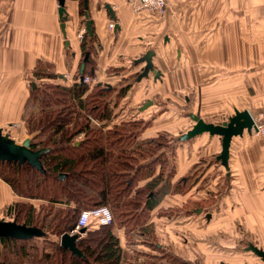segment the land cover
I'll use <instances>...</instances> for the list:
<instances>
[{"label":"crops","instance_id":"0c3cea01","mask_svg":"<svg viewBox=\"0 0 264 264\" xmlns=\"http://www.w3.org/2000/svg\"><path fill=\"white\" fill-rule=\"evenodd\" d=\"M165 2L167 7L161 14L150 16L145 11L135 14L132 5L122 0H64L65 16L60 18L57 0H0V135H7L15 145L19 144L5 131V127L22 121L21 113L29 98L28 89L35 80L57 85L68 81L63 84L66 86L74 83V73L82 53L77 32L84 30L86 20L91 21V33L96 36L95 46L98 48L92 57L96 66L93 71L96 85L104 81L116 86L125 78L126 84L121 83L117 88L124 87L130 93L144 83L145 88L155 93L167 92L166 98L175 100L172 94L186 92L185 86H192L188 80L187 83L181 82L182 76H198L201 71L212 74V70L216 71L218 67L228 70L235 65L237 71L234 75L241 78L244 91L242 105L239 108L233 105L232 112L247 110L253 119L264 115V0ZM79 4L85 18L79 16ZM110 23L114 24L112 29L108 27ZM147 52H150L152 64L143 75L141 71ZM246 62L249 63L247 67L244 66ZM45 66L50 68L45 69ZM112 69L116 71L110 72ZM36 70L39 77L52 71L57 78L37 80ZM147 100L151 101L146 99L145 103ZM184 100L189 102L186 97ZM157 102L160 103L159 99ZM137 107L139 111L140 106ZM150 112L148 110L144 114ZM199 112L192 113L211 123ZM167 114L172 115L174 121L178 120H175L176 112L163 111L141 137L166 132L175 143L172 185L177 178L185 176L191 166L199 163L200 157L207 154L217 156L221 141L219 136L203 133L198 137L195 135L188 143L180 142L176 137L181 134L169 133ZM139 115L143 117L141 113ZM227 119L219 118L212 124ZM255 139L246 131L240 137L233 136L227 164L229 169L231 164L234 165L233 169L238 173L236 187L241 194L242 205H246V209L237 208V219L252 220V229L263 235L264 226L255 215L247 216L251 209L258 214L260 221L264 219V153L255 148L259 141ZM194 191L164 196L151 212L186 203ZM20 200L0 178V219L8 221L12 204ZM162 220L163 217L158 218V215L155 218L157 223ZM119 235L122 232L119 231ZM137 241L132 243L130 252L145 255L142 250L146 248ZM159 246L161 251L165 250L161 244ZM252 262L257 264V259H252Z\"/></svg>","mask_w":264,"mask_h":264},{"label":"trees","instance_id":"16d2710c","mask_svg":"<svg viewBox=\"0 0 264 264\" xmlns=\"http://www.w3.org/2000/svg\"><path fill=\"white\" fill-rule=\"evenodd\" d=\"M95 39L94 33L86 32L80 40L82 53L74 75H79L84 63L81 75L95 76ZM37 77L57 78L52 71ZM28 92L25 110L33 103L40 107L35 116L31 113L33 107L24 118L30 135L28 147L31 152H40L38 163L31 164L25 158L20 162L0 161V178L21 198L12 204L10 219L38 234L23 240L9 237L0 241V264H144L145 260H139L144 255L130 249L137 241L133 236L145 237L143 226L164 194L156 195L155 185L162 181V163L167 160L163 149L172 141L169 134L142 138L152 118H122L119 123L107 125L113 120L111 110L127 92L124 87L107 83L88 87L76 79L70 86L34 84ZM89 117L101 126L94 125ZM80 133L84 137L75 140ZM41 136L42 140L35 142ZM193 167L172 185L169 182L170 195L186 194L191 189L187 181L193 176ZM98 208L108 209L111 219L101 224L93 218L86 224L85 235L75 241L80 257L59 246L58 238L78 223L81 211ZM165 209L155 212L158 218L167 216ZM158 246V242L151 244L149 251H161ZM169 258L176 264H188L171 255Z\"/></svg>","mask_w":264,"mask_h":264},{"label":"rangeland","instance_id":"374dc122","mask_svg":"<svg viewBox=\"0 0 264 264\" xmlns=\"http://www.w3.org/2000/svg\"><path fill=\"white\" fill-rule=\"evenodd\" d=\"M134 13L138 14L136 12ZM148 13L149 12H146L147 15L151 16V14ZM82 17H84V14ZM84 31L85 28L83 32ZM84 33L86 34V31ZM77 37L79 38L78 34ZM144 59H146V61L142 68L143 70L141 71V74L143 75L147 74L146 72L152 64L150 52L145 54ZM244 66H249V63H244ZM45 67V69L50 68V66ZM212 71V74H205L204 71H201L198 76H182L180 78L181 82L185 83L186 81L187 83L188 80L193 88L188 90V88L192 86H185L186 92L181 91L178 94H172V97L174 96L175 100L167 99V92L155 93L148 87L145 88L144 83H141L137 90H131L130 93L126 92L124 97L115 107H113L111 110L113 120L107 123V125L109 126L114 123H119L122 118L129 120L133 117H139L143 121L152 118L153 123L156 121L155 117L158 116L161 109H166L170 110V112L171 110L176 112L175 120H178L174 121L172 115L167 114L166 122L168 121V125H166L172 132H169L170 134L176 133V135H178L187 132L192 125V121L189 118H186L188 112H199L200 110L199 114L210 119L211 123H214L215 121L218 122L217 120L219 118L227 119L228 116L230 117L231 113H233V105H236L238 108L242 105L241 101L243 99L242 93L244 91V85L240 84L241 78L234 75L237 71L235 65L229 67L228 70L223 67H218L216 71L214 69ZM35 73V77L38 80V71L36 70ZM46 73L49 72L47 71ZM46 73L40 77H44ZM138 75L140 76V74ZM86 77L95 79V76L91 77L88 75ZM74 78L78 80V76L76 77V75H74ZM238 79L239 81H237ZM95 81L86 86L91 87L95 85ZM34 82L35 83H32V85L35 84L39 86L43 84L36 80ZM126 82V79L122 78L119 83H116V86L121 85V83L125 85ZM65 83H68V81L60 84L63 85ZM102 83H104V81ZM32 85L29 87L28 91L31 89ZM159 96L161 97L159 98ZM185 97L189 100L188 103L185 102ZM146 99H151L154 104L151 103L146 106V108L138 111L137 106H140L139 109L142 108ZM158 99L160 101L159 104H157ZM33 107L34 110L31 112ZM39 108L40 107L37 103H33V105L31 107L29 106L26 110L24 108L21 113L22 121L18 124L12 123L5 127V131L14 138L16 143L20 144V142L24 140V136H27L26 138L30 136L26 131L27 125L24 118H28L27 115L29 112L32 114L34 113L35 116L37 112L40 111ZM148 110H151L152 112L145 115L144 113ZM138 113H141L143 117L140 115L138 116ZM182 114L186 117H183ZM261 116L262 115H260L257 120H259ZM172 121L174 122L172 123ZM99 126H101L100 123ZM250 133L255 136V140H259L257 141L255 148H259L263 151L262 153H264V138L256 133ZM204 135H208V133ZM76 138L77 139L75 140L81 139L78 135ZM190 139L192 140V138H189V140ZM40 140H42V136L35 139V142ZM188 141H185V143H188ZM169 143L170 144L163 149L164 156L168 160V163L167 160L165 161L163 158V161L165 162L162 163V181L155 185L156 195L159 196L164 193L163 196L161 195L159 197L160 202H162L164 196L170 195L169 192H171L170 190L172 187L169 185V182L175 173L172 171L174 166L172 162L174 161L173 151L175 143ZM217 156H211L208 154L204 155L198 160L199 163L196 162L193 165V176L187 181V185L192 187L187 193L194 191V189L196 191L192 192L189 201L186 203L183 202L181 205L169 206V208L165 209V214L167 216H164L163 220L158 221V223L155 222L157 214L151 212L149 220L146 221V224L143 226V228L146 229L145 237L143 235L138 237L137 234L133 236L134 241H140L146 248L142 250L145 252L144 256L140 257L138 255L140 261L145 259V262L148 264H176L169 258V255H171L191 264H253L252 259H257V264H261L259 263L260 259H258V256L245 250H247L249 244H253V246L264 250V233L261 235L257 230L252 229V220L244 221L242 219H237V208L241 207L242 210L243 208L246 209V205H242L243 200L236 187V175L238 173L233 169L234 165L231 164V169H233V171L230 169L228 174L218 163L219 161L216 160ZM158 167L159 166L157 165L155 168ZM207 189H212V191H206ZM214 196L218 199L215 200ZM36 203L39 202H33V204ZM248 211V217L255 215L260 225L264 226V219L260 221L256 212L251 211V209ZM207 213L212 214V216L207 218ZM7 219V222L13 221L10 219V215H8ZM254 225L258 226L256 224ZM70 230L65 233H69ZM157 242L163 246V249L165 248L163 252H167V254L165 253V255H163L164 253L158 249H152L149 251L151 244ZM36 243L38 245L40 244V241L37 240ZM178 264H180V262Z\"/></svg>","mask_w":264,"mask_h":264},{"label":"water","instance_id":"95a60500","mask_svg":"<svg viewBox=\"0 0 264 264\" xmlns=\"http://www.w3.org/2000/svg\"><path fill=\"white\" fill-rule=\"evenodd\" d=\"M64 0H57L58 12L57 15L60 18H63L65 8L63 6ZM85 5V2H84ZM85 31L91 35V21L86 20L85 24ZM87 54L84 56L83 61L86 62ZM84 68V63H81V66L78 70L79 73V80L80 82H83V75H81ZM152 101L147 100V102L144 104L140 110L146 108V106L150 105ZM234 114L227 119L226 121L223 120L217 124H212L210 122L204 121L197 117L196 114H193L192 112H188L186 115L187 117H190L192 121V125L190 129L182 133L181 135H178L176 139L178 141H188L189 138L194 137L195 135H201L204 132L208 133L209 136H219L221 141V147L218 152V156L216 157V160H219L220 165L223 169L226 170V172L229 174L230 169L228 168V149L231 145V138L233 136H241L242 133L246 131V133L252 132L253 126V116L248 112L247 110L238 112L237 110L233 111ZM29 138H25L20 142L19 145H15L13 140L9 139L7 135L2 136L0 135V161H6V160H14L20 162L21 159L25 158L30 162L31 164L36 162V157L40 153L37 152H31L29 145ZM34 160V161H33ZM207 218L210 217V214L207 213ZM83 229H81L82 231ZM37 231L35 229H32L30 227L17 225L14 221H3L0 219V241L4 239H8L9 237L17 238L23 240V238L33 237L37 235ZM78 238V236L75 234H69L65 233L59 238V246L63 248H67L70 250V253L74 254L77 257H80L81 253L76 248L75 241ZM247 251H251L254 253L258 258L260 259V262L264 264V252L257 247L253 246V244H249L247 246Z\"/></svg>","mask_w":264,"mask_h":264},{"label":"built area","instance_id":"2783aa9c","mask_svg":"<svg viewBox=\"0 0 264 264\" xmlns=\"http://www.w3.org/2000/svg\"><path fill=\"white\" fill-rule=\"evenodd\" d=\"M125 3H130L133 7V11H136V13L145 11L149 12L150 14L156 15L161 14L166 7L165 0H122ZM113 23L108 24L109 29L113 28ZM79 38L77 39L79 42L80 40H83L85 33L83 30L78 31ZM79 80V79H78ZM95 79L90 77H84L82 84L88 85L92 84ZM90 118V117H89ZM94 125L99 126V123L97 120L90 118ZM253 119V118H252ZM258 121V122H257ZM253 126L252 132L257 135H261L264 138V115L261 116L259 120L253 119ZM79 138L84 137L83 133H80L78 135ZM77 139V138H76ZM97 218L99 219V223L101 224H107V222L110 221L111 216L109 215L108 209L105 208H98L93 211H86L83 210L79 214V221L76 223V225L70 230L69 234L77 235L78 237L85 235V226L87 223L90 222L91 219ZM81 229H83L81 231Z\"/></svg>","mask_w":264,"mask_h":264}]
</instances>
